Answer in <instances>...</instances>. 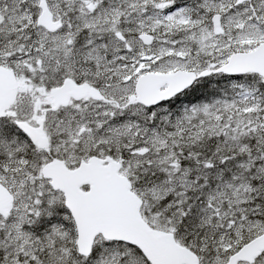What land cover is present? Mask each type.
I'll list each match as a JSON object with an SVG mask.
<instances>
[{"label": "snow or ice", "instance_id": "1", "mask_svg": "<svg viewBox=\"0 0 264 264\" xmlns=\"http://www.w3.org/2000/svg\"><path fill=\"white\" fill-rule=\"evenodd\" d=\"M0 264H264V0H0Z\"/></svg>", "mask_w": 264, "mask_h": 264}]
</instances>
